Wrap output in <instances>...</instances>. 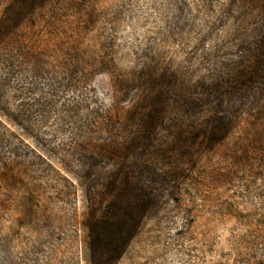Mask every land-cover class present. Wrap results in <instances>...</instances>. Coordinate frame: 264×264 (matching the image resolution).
Wrapping results in <instances>:
<instances>
[{
    "label": "rangeland",
    "instance_id": "rangeland-1",
    "mask_svg": "<svg viewBox=\"0 0 264 264\" xmlns=\"http://www.w3.org/2000/svg\"><path fill=\"white\" fill-rule=\"evenodd\" d=\"M256 19L241 0H0V264H89L80 175L128 167L169 177L109 264H264V86L236 82ZM233 85L220 142L161 163L135 140L146 96L199 124Z\"/></svg>",
    "mask_w": 264,
    "mask_h": 264
},
{
    "label": "trees",
    "instance_id": "trees-1",
    "mask_svg": "<svg viewBox=\"0 0 264 264\" xmlns=\"http://www.w3.org/2000/svg\"><path fill=\"white\" fill-rule=\"evenodd\" d=\"M18 2L22 11L28 12L43 6L47 0H18ZM241 2L247 8L256 11V25L259 34L246 50L248 51V63L237 74L238 81L236 82L240 84V87L244 86L243 91L246 92L254 82H259L261 86H264V0H241ZM234 88L237 87L233 85V88L230 87L217 94L218 104L209 111L206 120L199 124L182 123V120L171 123L165 121L166 104L164 100L161 98L162 106L155 108L150 96H146L140 106L147 112L140 117L141 127L138 130L140 135H135V140L137 142L144 140L147 149H150L151 154L157 156L161 163L181 160L189 149L196 146L211 147L226 136L231 126L230 119L226 115H218L217 112V107H223L224 96L230 98L233 95L245 94L241 95V93H236V90H231ZM259 90L262 93L264 91L261 87ZM199 109L202 111L201 108ZM109 118L110 115L107 116V119ZM160 131L166 132L164 139L159 137ZM82 146L84 147V144ZM91 146L88 149L93 151L95 144ZM100 147L104 148L103 156L107 158H113L123 149L126 151L131 149L125 145L120 150L115 141ZM158 171L160 170L157 168H147L145 171L147 179L145 180L140 178L143 175L141 171H135L131 167L97 172L88 170L84 175H80L85 181L84 197L89 208L86 218L90 250L89 264H109L105 254L110 249L115 251L116 257L121 255L134 235L140 220L148 211L155 208L162 195L161 189L169 173Z\"/></svg>",
    "mask_w": 264,
    "mask_h": 264
}]
</instances>
